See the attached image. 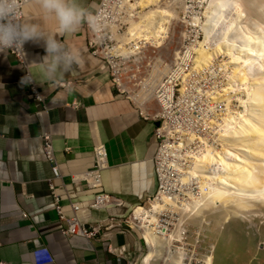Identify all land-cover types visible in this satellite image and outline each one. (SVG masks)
Returning <instances> with one entry per match:
<instances>
[{
    "label": "bare ground",
    "instance_id": "6f19581e",
    "mask_svg": "<svg viewBox=\"0 0 264 264\" xmlns=\"http://www.w3.org/2000/svg\"><path fill=\"white\" fill-rule=\"evenodd\" d=\"M162 1H103L110 5L115 55L163 46L173 22L179 21L182 35L186 33L171 66L158 61L151 85L132 97L146 103L162 86L167 110L174 106L176 85L183 84V115L174 127L179 134L173 131L174 142L160 156L162 169L170 166L175 181L167 177L164 191L134 208L149 250L142 264H190L195 255L204 264H215V245L206 243L211 236L220 241L221 259L235 237L247 251L241 264H264V0H199L207 7L198 14L190 11V0L171 1L166 7ZM196 101L201 107L188 111ZM174 213L180 214L174 230H159L162 217ZM197 247L206 249V257L197 256Z\"/></svg>",
    "mask_w": 264,
    "mask_h": 264
},
{
    "label": "crops",
    "instance_id": "0c3cea01",
    "mask_svg": "<svg viewBox=\"0 0 264 264\" xmlns=\"http://www.w3.org/2000/svg\"><path fill=\"white\" fill-rule=\"evenodd\" d=\"M102 0H82L94 13ZM41 24L56 33L55 20L43 14L38 0L29 3L23 22ZM79 50L82 63L49 83L36 82L44 101L33 99L20 83L26 63L0 52V261L9 264H133L146 248L141 233L124 223L132 210L155 195L156 124L142 120L133 105L118 97L104 62L88 50L85 23L74 33L57 34ZM26 61L42 57L44 48L24 45ZM50 133L62 178L57 179L44 153L43 135ZM106 145L109 169L103 188L76 182L95 164L94 151ZM50 184L66 190L62 204L73 217L72 203H82V223L103 228L92 249H76L62 231ZM122 199L123 208L91 209L96 195ZM116 218L114 221H108ZM81 246H85L80 241ZM145 246V247H144Z\"/></svg>",
    "mask_w": 264,
    "mask_h": 264
},
{
    "label": "built area",
    "instance_id": "2783aa9c",
    "mask_svg": "<svg viewBox=\"0 0 264 264\" xmlns=\"http://www.w3.org/2000/svg\"><path fill=\"white\" fill-rule=\"evenodd\" d=\"M32 1L34 0H21L22 7L20 10V15L18 17L20 21L22 22L24 21L25 8ZM103 1L104 0H102L101 5L94 14L98 17V26L96 30H93L88 26L87 23H85V28L88 32V50L91 55L101 59L104 62L106 68L109 71L111 83L113 85V89L117 94V96L122 97L125 100L129 101L133 105L136 113L140 116L142 120L147 122L148 121L155 122L157 123V125L158 124L160 125L159 128H156V133H155L159 141V149L155 157V170L159 182L157 195H159L162 191L165 190L163 184L169 183L167 177H172L174 181L176 178L175 177L176 174H174L173 169L170 166L165 165L166 169L165 170L162 169V165H161L162 159L160 158V156L163 152V149H165L168 144L174 142L173 131L177 132L174 129V127L179 125L178 123L179 116L183 115V113L179 109V101L181 98V94L179 91L183 84L181 83L176 85L175 89L177 91V95L175 97V101L173 102L174 106L167 108V110H165L164 103L161 101V100H166V96H162L164 93L163 91L164 87L162 86L159 90L156 91V93H153V95L151 96L152 99H149L148 101H146V103H138L137 100L132 99L134 92L130 90V88H132L131 84L133 83L138 84V89H139L144 85L148 87L152 83L151 75L153 74V71H151L149 68L147 69L146 64H141V59L147 58L149 56V53L145 51V54L144 53L143 54L129 53L127 55L113 54L112 51L114 50L117 43H116L115 33L112 32L109 23V19L111 17L110 5L103 4ZM189 5L192 6L195 5V3L189 2ZM194 11L198 14L202 11V8L195 6ZM99 27H102V29H98ZM194 29L197 32V28ZM199 37L203 40L202 35H199ZM187 41L188 44L191 43L189 42V40ZM7 51L11 52L12 55H14L19 62L26 63L25 47H24L25 54L19 50H14V49ZM137 57L139 58V60H136ZM135 67L139 68V70H134ZM175 69L178 70L176 65H175ZM170 78H171L170 76L169 78H165L164 83L165 82L168 83V81H170ZM143 80L147 81L146 84L141 83ZM28 87L30 93L32 94L33 99H36L40 102L44 101L43 96L36 83L30 84L28 85ZM154 105L156 106V110H154ZM190 106L197 108L201 107L199 106V101H196L195 105L194 104L189 105L188 111H190ZM186 123H189V120H187ZM3 138L4 137L0 135V140H2ZM42 139L44 143L45 157L47 161L53 166V172L55 177L57 179L62 178L61 169L56 160V150L53 143V136L50 133H46L45 135H43ZM168 156L171 159L174 158L173 155H168ZM94 158H95L94 167L91 170L83 173L82 175L76 176L75 181L83 183L88 189L99 191L103 188V176H102L103 172L109 169V165H108L109 156L106 145H101L95 149ZM50 191L59 220L67 224V228L63 229L62 231L63 235L66 238H68L71 245L76 249H92V242L96 240L97 237L100 235L101 230L103 228V223L107 221L100 222L95 227L82 223V221L78 217V213L84 209L82 203H72L71 209L74 213V216L67 217L64 206L62 204V195L66 193V190L62 188H58L54 184H50ZM155 197L150 199H154ZM124 206L125 203L121 199L100 193L95 196L94 201L90 206V208L94 210H107L113 208H123ZM134 210L135 209H133L131 214L124 220V223L132 229H137L141 233L143 242H145L144 228L141 225L140 219L134 218ZM179 216L180 214L178 213H174L171 218L163 216L162 222H164V225L161 226L159 230H163L164 227H168L167 233H171L175 228V224H177L178 222ZM115 219L116 218H110L108 219V221H114ZM166 220H169L170 222L167 223ZM201 240L204 239L202 238ZM80 241H83L85 246H81L79 244ZM199 247L194 249L196 250L197 256L206 257L205 253L202 252V251L206 252V250L201 249ZM192 262H195L194 264H204L203 260L196 259V255L192 260ZM192 262H190V264H192ZM0 264H9V263L0 261Z\"/></svg>",
    "mask_w": 264,
    "mask_h": 264
},
{
    "label": "clouds",
    "instance_id": "9594fccd",
    "mask_svg": "<svg viewBox=\"0 0 264 264\" xmlns=\"http://www.w3.org/2000/svg\"><path fill=\"white\" fill-rule=\"evenodd\" d=\"M21 7V0H0V52L14 49L24 53V45L32 42L43 47L46 54L26 61V74L20 83H49L75 71L82 63V56L78 49L59 40L57 34L74 33L82 23L96 30L98 17L83 5L82 0H38L41 12L56 22L54 34L39 23L20 21Z\"/></svg>",
    "mask_w": 264,
    "mask_h": 264
},
{
    "label": "rangeland",
    "instance_id": "374dc122",
    "mask_svg": "<svg viewBox=\"0 0 264 264\" xmlns=\"http://www.w3.org/2000/svg\"><path fill=\"white\" fill-rule=\"evenodd\" d=\"M174 3L176 0H163L162 1V6L163 7H166L168 4L167 3H171L172 4V2ZM189 2H192L191 0L189 1ZM189 2H188V7L191 9V7L193 6H189ZM194 3H195V5L194 6H198V7H201L202 9L203 8H206L207 7V2L205 1V2H201V1H199V0H196V1H193ZM203 5V6H202ZM192 7V10H190V11H193L194 12V10H195V7ZM189 11V10H188ZM180 22L178 21V22H173V33L171 34V36L169 37V39H167L166 41H165V44H163V46H159L158 48H155L154 46H151L150 47V45H148L149 47L147 48V49H145L144 51H143V53L145 54V51L146 52H148L149 53V56L147 57V58H145V59H141V64H146V67H147V69L149 68L150 70H154V68H155V66H156V64H157V62L158 61H163V62H165L166 64H168L169 66H171V64L173 63V61H174V58L177 56V53L179 52V50L181 49V44H182V40H181V35H182V31H181V27H180ZM183 25V24H182ZM185 25V24H184ZM183 25V26H184ZM175 31V32H174ZM185 35H186V33L185 32H183V35H182V39H184L183 41H185ZM204 37V36H203ZM171 39V40H170ZM172 41V42H171ZM184 44V43H183ZM158 49H160V50H158ZM156 59V60H155ZM220 61V60H219ZM135 70H139V68H137V67H135ZM218 73L217 74H219V71H217ZM216 74V75H217ZM148 78V77H147ZM144 82H146V80H143L141 83H144ZM131 87L132 88H130V90L131 91H133L134 92V94H133V96H135V95H138L139 94V92L141 91V89H142V87H140L139 89H138V84H131ZM132 96V97H133ZM152 106V105H151ZM139 116V115H138ZM140 117V116H139ZM148 122H151V121H148ZM155 123V122H154ZM156 124V128H159L160 127V125L158 124L157 125V123H155ZM155 133H156V131H155ZM155 137H156V135H155ZM156 140H157V142L159 143V141H158V139H157V137H156ZM155 177H156V181H157V184L159 183L158 182V178H157V173H156V170H155ZM157 192H158V187H157V191H156V193H155V195H152V196H150V197H148V199L146 200V202L143 204V205H146L147 204V201L150 199V198H153V197H155V196H157ZM227 222H228V220H227ZM229 224L230 223H226V227L227 226H229ZM225 228V227H224ZM196 228H193V231H195L196 232V230H195ZM219 229V228H218ZM220 230H221V228H220ZM221 232H222V230H221ZM211 238H213V239H208V238H206V243L208 242H211L210 240H212V242L211 243H209L211 246H213L214 247V245H215V249L213 250V251H216L215 253V264H241V257L243 258V254H242V252L244 253V254H246V252L244 251V249L242 248V246L243 245H241L240 243H239V241H238V239H236L235 237H233L232 239H231V241L229 242V245H228V249H227V251L229 250V248H231L227 253H226V258H224V259H221L220 258V256L217 254L218 253V251H219V249H220V241L218 242V239L217 238H215V237H213V236H211ZM217 239L216 241H215V239ZM209 240V241H208ZM207 243V247H208V244ZM216 243H217V245H216ZM214 244V245H213ZM146 246V245H145ZM144 246V247H145ZM240 246V247H239ZM210 247V246H209ZM218 248V249H217ZM237 248H239V249H237ZM217 249V250H216ZM206 250V249H205ZM148 252H149V250H148ZM147 252V248H145V250H144V256L148 253ZM240 253V254H239ZM232 254V255H231ZM236 254V255H235ZM239 255V256H238ZM143 256V257H144ZM233 256V257H232ZM234 256H235V258H234ZM143 257L141 258V260L140 261H134V263L133 264H142V261H143ZM231 257V258H230ZM227 259H228V261H229V259H232L230 262H228L227 261ZM222 262H224V263H222ZM254 262H257V263H259L257 260L256 261H254ZM195 262H192V264H194Z\"/></svg>",
    "mask_w": 264,
    "mask_h": 264
}]
</instances>
